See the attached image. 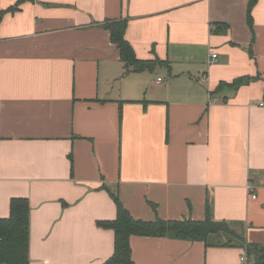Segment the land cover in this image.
Returning <instances> with one entry per match:
<instances>
[{
  "label": "crops",
  "instance_id": "1",
  "mask_svg": "<svg viewBox=\"0 0 264 264\" xmlns=\"http://www.w3.org/2000/svg\"><path fill=\"white\" fill-rule=\"evenodd\" d=\"M16 3L0 0V219L27 200L29 264H103L114 195L135 220L209 209L264 245V0L252 29L248 0ZM119 19L151 70L123 74L103 26ZM227 239L132 236V264H243Z\"/></svg>",
  "mask_w": 264,
  "mask_h": 264
},
{
  "label": "trees",
  "instance_id": "2",
  "mask_svg": "<svg viewBox=\"0 0 264 264\" xmlns=\"http://www.w3.org/2000/svg\"><path fill=\"white\" fill-rule=\"evenodd\" d=\"M33 0H17V5ZM257 0H248L247 22L252 29L251 9ZM14 9V8H13ZM2 13L0 12V18ZM104 29L109 33L110 42L116 47L123 74L149 71L157 60H140L136 57L131 45L125 39L126 20H112L104 23ZM232 86H238L233 82ZM116 206V216L113 221L99 222L97 226L113 232V252L103 264H132L130 238L158 237L175 240L202 242L208 245L212 236L225 235L228 237L224 245L232 243L233 239L240 242L245 255L252 258V264H264V245L247 243L243 237L237 235L224 221L212 219L207 209V215L202 221L135 220L122 206L118 197L113 196ZM28 203L26 199L16 198L9 205L8 218L0 219V264H29L28 260Z\"/></svg>",
  "mask_w": 264,
  "mask_h": 264
},
{
  "label": "built area",
  "instance_id": "3",
  "mask_svg": "<svg viewBox=\"0 0 264 264\" xmlns=\"http://www.w3.org/2000/svg\"><path fill=\"white\" fill-rule=\"evenodd\" d=\"M215 59H216V54H212L211 59H210V64L214 63ZM201 79H202V81H204L205 80V75H202L201 76ZM158 81H160V79H158ZM246 191L251 194V198L252 199H255L256 198V196L254 194H252V191L253 190H252L251 185H249V184L246 185ZM248 261L251 262L253 260H252V258H248L246 255H243L240 258V262L243 263V264H246Z\"/></svg>",
  "mask_w": 264,
  "mask_h": 264
}]
</instances>
